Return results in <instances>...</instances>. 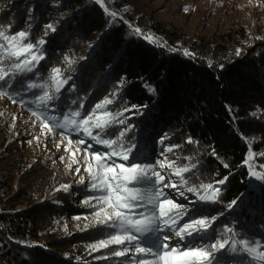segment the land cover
I'll list each match as a JSON object with an SVG mask.
<instances>
[{
    "label": "trees",
    "instance_id": "obj_1",
    "mask_svg": "<svg viewBox=\"0 0 264 264\" xmlns=\"http://www.w3.org/2000/svg\"><path fill=\"white\" fill-rule=\"evenodd\" d=\"M121 16L109 24L95 0H0V25H11L12 32L29 30L33 41L46 40L39 72L47 77L52 67H59L65 76L71 75L62 90L61 108L79 97L90 110L111 90L118 93L110 105L112 112L140 106L139 112L133 109L121 117H130L127 123L135 126L128 137L134 136L139 144L140 159L152 163L164 147L177 146L167 156L179 158L180 164L189 163L185 157H194L191 162L197 164L185 173L190 183L210 182L222 190L221 202L200 204L212 214L224 213L215 226L238 216L250 237L264 238V185L252 189L242 163L249 152L248 139L255 153H264V122L260 113L251 116L258 110L264 114V32L244 57L232 60L221 45L191 39L136 14ZM47 24L56 30H47L45 36ZM132 28L166 47L149 43ZM185 50L192 55L185 56ZM65 56L72 61L70 66ZM123 127L116 124L110 131ZM189 138L196 143H187ZM254 162L264 168V155H257ZM225 177L224 184L215 183ZM62 183L65 180L50 163L31 161L23 145L9 139L0 120V264H118L125 259L96 258L115 245L90 252L88 245L109 231L103 226L67 239L52 235L54 216L89 213L83 201L91 193L84 188H72V195L62 193L57 190ZM233 199L241 206L230 211L226 206Z\"/></svg>",
    "mask_w": 264,
    "mask_h": 264
},
{
    "label": "snow or ice",
    "instance_id": "obj_2",
    "mask_svg": "<svg viewBox=\"0 0 264 264\" xmlns=\"http://www.w3.org/2000/svg\"><path fill=\"white\" fill-rule=\"evenodd\" d=\"M95 2L110 18L109 24L122 19L119 10L108 6L112 0ZM11 27L0 25V97L28 106L36 121L40 122L42 133L45 129L48 134L61 129L62 137L69 145L85 146L83 149L77 147L73 154L83 151V170L88 173L86 187L91 195L85 197L83 203L94 209L91 215L95 223L109 230L88 248L91 252L118 246L97 259L125 257L118 264H264V238L250 237L238 216L231 223L217 227L216 222L224 213L212 214L210 210L197 207L198 204L221 202L222 190L210 182L190 183L185 173L197 167L191 162L194 157H185L189 161L185 164H180L179 158L170 160L167 154L177 146L168 145L161 150L155 164L140 159L139 144L134 136L128 137L135 126L127 123L130 117L121 118L133 109L139 112L140 106H126L113 114L107 107L114 103L112 99L105 97L86 110L83 101L77 97L61 108L62 90H66L65 85L72 79L71 75L65 76L61 68L52 67L44 77L39 66L45 59L43 45L46 40L38 38L33 41L29 39V30L12 32ZM45 29V36L47 30H56L52 24L45 25ZM133 31L141 33L139 28ZM145 39L153 42L155 38L146 35ZM157 46L166 47L163 42ZM184 55L192 54L185 50ZM64 62L69 66L72 63L67 56ZM149 91L154 93L151 87ZM29 93L30 98L25 99ZM116 124L125 127L113 133L110 129ZM73 133L76 134L74 141L70 138ZM166 138V135L161 137L159 142L163 144ZM86 139L92 143H86ZM245 142L249 152L242 163L248 167L250 177L264 182V171H256L252 163L257 155L264 153L254 152L252 139ZM187 143L196 141L189 138ZM94 145H100L107 151L97 150ZM60 160L63 161L64 157ZM79 163L73 158L67 167L71 170L73 164ZM224 167L229 165L224 163ZM80 171L77 166L75 172L79 174ZM78 179L81 184L85 183L83 175ZM226 180L227 177L215 183L222 185ZM69 188L68 184H61L57 190L67 192ZM187 193L195 199L190 200ZM177 197H182L187 203L179 202ZM240 206L237 199H233L226 207L235 211Z\"/></svg>",
    "mask_w": 264,
    "mask_h": 264
},
{
    "label": "rangeland",
    "instance_id": "obj_3",
    "mask_svg": "<svg viewBox=\"0 0 264 264\" xmlns=\"http://www.w3.org/2000/svg\"><path fill=\"white\" fill-rule=\"evenodd\" d=\"M111 4L118 7L122 15L136 14L151 23L180 31L191 39L204 41L213 46L221 45L232 57V60L244 57L245 52L254 48V42H257L264 32V0H112ZM139 35H142L144 39L147 34ZM155 42H157L156 39L153 43L155 44ZM238 49L239 54H237ZM114 93L113 90L104 93L100 102L105 97L114 100ZM107 107L110 110L111 106ZM253 113L251 116H257L260 113L259 119L264 122V114H261V110ZM0 120L7 129L9 139L18 140L31 161L40 160L50 163L56 175L65 180V183L62 184L70 186L67 193L70 194L72 188L87 189L88 173L84 172L85 164L81 159L83 151L73 156L76 148L83 149L84 145L77 146L75 143L69 145L68 141L62 137L61 129L55 130L53 134H48L45 129L42 133L40 122L36 121L27 106L13 103L4 97H0ZM80 136L82 137L83 134L80 133ZM70 138L74 141L76 134L73 133ZM86 143H92V141L86 139ZM57 144L60 145L59 149ZM94 147L100 151H107L100 145H94ZM65 148H68V151H65ZM62 156L64 157L63 161L60 160ZM73 158L79 160L80 163L73 164L70 170L67 165ZM168 159L172 160L173 158L168 156ZM117 162L122 163L123 161L118 160ZM152 163L155 164V161ZM252 163L255 165L256 171H264V168H258L254 161ZM77 166L81 169L79 174L75 172ZM79 175L85 177L84 184L79 182ZM250 180L252 189L256 190L261 184L264 185V182L257 181L254 177H250ZM59 191L65 193L63 189ZM187 195L191 196V193H187ZM177 199L181 203H187L182 197H177ZM84 207L89 213L75 216L80 219H75L74 216L71 217L67 213L54 216L50 227L52 235L61 240L71 238L78 232L92 227H101L95 223L91 215L94 209L85 204ZM197 207H200V204Z\"/></svg>",
    "mask_w": 264,
    "mask_h": 264
},
{
    "label": "built area",
    "instance_id": "obj_4",
    "mask_svg": "<svg viewBox=\"0 0 264 264\" xmlns=\"http://www.w3.org/2000/svg\"><path fill=\"white\" fill-rule=\"evenodd\" d=\"M145 39V38H144ZM145 40H147V39H145ZM148 42H149V40H147ZM149 43H153V42H149ZM155 44H157L156 42H155Z\"/></svg>",
    "mask_w": 264,
    "mask_h": 264
}]
</instances>
